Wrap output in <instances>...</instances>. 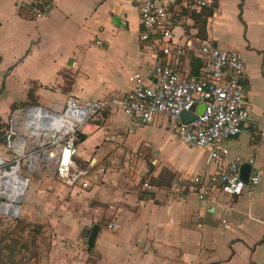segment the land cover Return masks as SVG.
<instances>
[{
    "label": "crops",
    "instance_id": "0c3cea01",
    "mask_svg": "<svg viewBox=\"0 0 264 264\" xmlns=\"http://www.w3.org/2000/svg\"><path fill=\"white\" fill-rule=\"evenodd\" d=\"M157 1L180 16L168 54L139 39L135 0H50L38 19L27 0H0V120L29 105L57 111L69 96L125 97L129 75L146 76L157 63L199 78L194 49L207 40L239 54L245 68L250 117L226 141L227 158L213 161L181 143L165 115L128 133L129 117L104 109L78 133L74 157L102 169L100 178L81 190L37 176L19 207L23 234L2 250L4 264H264V0H210L199 11L190 0ZM234 157L259 175L256 185L239 196L213 187L202 200L187 192L194 177L205 182ZM93 225L99 231L87 252Z\"/></svg>",
    "mask_w": 264,
    "mask_h": 264
},
{
    "label": "built area",
    "instance_id": "2783aa9c",
    "mask_svg": "<svg viewBox=\"0 0 264 264\" xmlns=\"http://www.w3.org/2000/svg\"><path fill=\"white\" fill-rule=\"evenodd\" d=\"M49 2L27 0L37 19L45 16L39 7ZM209 3L210 0H190L188 7L199 11ZM135 4L141 28L139 39L151 40L160 53L168 54L180 16L157 0H135ZM190 45L188 41L187 46ZM194 51L203 63L199 78L184 77L173 71L168 63H157L146 76L131 73L128 81L133 89L122 98L87 101L69 96L57 111L35 105L12 109L3 129L5 152L0 154V212L10 217L18 216L23 195L35 174L81 190L87 189L92 180L99 179L102 169L76 165V139L89 120L108 108L129 117L128 133L165 115L175 124V134L181 143L208 150L213 161L227 158L226 141L238 136L250 117L242 90L244 63L239 54L223 51L207 40L200 41ZM200 105L204 109L193 121L180 122L183 112H194ZM258 137L264 142V131L260 130ZM241 164V158L234 157L228 160L224 170L205 182L194 177L187 192L201 200L213 187L229 196L241 195L245 187L259 182L257 173L243 182L239 176ZM143 187L151 189L148 183ZM113 226L114 223L108 227Z\"/></svg>",
    "mask_w": 264,
    "mask_h": 264
},
{
    "label": "rangeland",
    "instance_id": "374dc122",
    "mask_svg": "<svg viewBox=\"0 0 264 264\" xmlns=\"http://www.w3.org/2000/svg\"><path fill=\"white\" fill-rule=\"evenodd\" d=\"M8 117V116H7ZM7 117L5 119L0 120V124L4 123L7 119ZM3 129L0 128V131H2ZM5 152V148L3 145V141H0V154H3ZM77 166L80 167H84L82 165H79L76 161H75ZM38 175H33L30 179L28 188L26 191L31 190V188H34L35 185L38 186L37 180H38ZM40 188V187H39ZM25 194V193H24ZM25 221H23V218L21 216H18L17 218H11L9 215H5L2 212H0V247H2L3 245H8V241L10 239L13 238L14 235H16V237L18 238L21 234H23V231L21 230L23 228ZM14 225L13 230H8L7 227H12L11 225ZM19 240V239H18ZM20 244V243H19ZM22 248V246L20 247ZM7 252H9L7 249H5Z\"/></svg>",
    "mask_w": 264,
    "mask_h": 264
},
{
    "label": "water",
    "instance_id": "95a60500",
    "mask_svg": "<svg viewBox=\"0 0 264 264\" xmlns=\"http://www.w3.org/2000/svg\"><path fill=\"white\" fill-rule=\"evenodd\" d=\"M203 109H204L203 106L200 105L196 108V110L194 112H183L180 115L181 123L187 124V123L193 121L197 115H200L202 113ZM249 169H250L249 164H243L240 166L239 176H240V179L245 183L248 180ZM98 231H99L98 225H93L91 227V229L89 230L87 237H86V241H85L87 252H90V250L94 244V241H95V238L97 236Z\"/></svg>",
    "mask_w": 264,
    "mask_h": 264
},
{
    "label": "trees",
    "instance_id": "16d2710c",
    "mask_svg": "<svg viewBox=\"0 0 264 264\" xmlns=\"http://www.w3.org/2000/svg\"><path fill=\"white\" fill-rule=\"evenodd\" d=\"M203 8H206V7H203ZM202 10V9H201ZM211 13H212V10H211V8H209V9H207V11L204 13V15L205 16H209V15H211ZM5 126H6V124L5 123H2V124H0V128H2V129H4L5 128ZM77 138H78V140L79 141H82L83 140V138L84 137H82L81 135H77ZM3 141L4 139H3V130L2 131H0V141ZM24 229V227L21 229V230H23ZM32 243H33V241H32ZM11 244H15V242L14 241H11V243H10V245ZM10 245H3L2 247H0V259H1V254H2V250L3 249H7L9 252H10ZM0 264H4V262L2 261V260H0Z\"/></svg>",
    "mask_w": 264,
    "mask_h": 264
}]
</instances>
